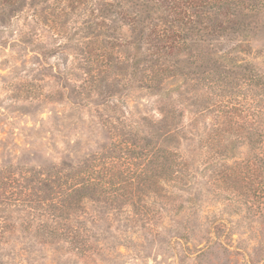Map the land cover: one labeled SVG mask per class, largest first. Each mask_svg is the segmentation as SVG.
I'll use <instances>...</instances> for the list:
<instances>
[{
    "label": "rangeland",
    "instance_id": "1",
    "mask_svg": "<svg viewBox=\"0 0 264 264\" xmlns=\"http://www.w3.org/2000/svg\"><path fill=\"white\" fill-rule=\"evenodd\" d=\"M113 1L0 0V264H264V190L254 195L247 162L260 151L206 146L255 138L237 125L246 108L264 111V0L211 43L218 55L201 43L153 84L160 62L103 7ZM162 103L188 129L170 149L188 158L186 187L175 162L160 176L151 150ZM215 153L241 161L237 182H221ZM77 167L100 193L51 201L45 174L68 180Z\"/></svg>",
    "mask_w": 264,
    "mask_h": 264
},
{
    "label": "trees",
    "instance_id": "2",
    "mask_svg": "<svg viewBox=\"0 0 264 264\" xmlns=\"http://www.w3.org/2000/svg\"><path fill=\"white\" fill-rule=\"evenodd\" d=\"M260 2L261 0H114L104 4L103 7H112L122 12L131 28L139 34V39L145 47L143 55L146 59L149 61L153 59L155 64L160 62L159 68L151 69L145 75L147 82L153 84L152 82H155L161 75L171 73L170 68L173 65L170 63L175 57L183 52L188 55L198 49L200 51L201 43H207L206 53L208 56L218 55L211 43L216 42L217 37H223L227 30L238 31L236 26L239 25L238 19L242 12L246 10L248 12L257 11ZM128 5L135 7L136 10L131 12V8L130 10L127 9ZM143 13H145L144 17ZM189 33L194 36L193 40L188 39ZM223 57V55L219 56L218 59ZM254 77L251 76L252 80ZM163 104L157 108L159 117L157 116L156 120L153 121V126H156L157 129L153 133L157 135V138H155L156 142L153 143L151 150L162 159L160 176L167 178L170 173L168 171L170 165L166 163L175 162L173 165L177 164L180 167L179 171L175 173V180L179 182L183 180L185 182L183 187H186L192 178L191 170L188 168V158H183L170 149L178 150V140H186L188 129L180 123V112L172 105L166 107ZM261 108L258 106L253 111L246 108L241 119L242 124L237 125L238 129L248 126L253 130L254 139L250 137L243 139L238 136L229 144H224L222 138L211 137L206 145L210 150L213 148L216 150L218 148L225 149L227 146L234 147L238 144L250 147L256 145L260 153L253 154L250 158L247 157V162H250L249 165L251 166L249 172L251 171L253 174V180L258 187L255 196L264 190V111ZM143 120L145 121V119ZM232 128L231 123H227L223 130H216L215 133L220 136L224 132L233 130ZM149 143L151 144V142ZM190 154L194 155L193 152ZM169 158L172 159L167 162ZM228 159L232 160V165L226 167L225 161ZM206 162L214 165V168L221 172L219 174L222 183L234 184L239 180L241 161L238 162L233 156L215 153L211 158H206ZM244 165L246 166L245 163ZM223 169L230 171V173L224 174ZM83 172L84 170L79 167L74 168L73 174L70 178L68 177V180L56 178L57 172L45 174L44 183L47 189L56 194L52 196L51 201H66V199L76 201L74 198L82 197L84 191L85 196L87 193L99 192L101 187L99 180L91 174L82 179L80 177L83 176ZM78 179L79 183L77 182Z\"/></svg>",
    "mask_w": 264,
    "mask_h": 264
},
{
    "label": "clouds",
    "instance_id": "3",
    "mask_svg": "<svg viewBox=\"0 0 264 264\" xmlns=\"http://www.w3.org/2000/svg\"><path fill=\"white\" fill-rule=\"evenodd\" d=\"M8 103H12L11 101H9ZM5 248H7V245H5Z\"/></svg>",
    "mask_w": 264,
    "mask_h": 264
}]
</instances>
